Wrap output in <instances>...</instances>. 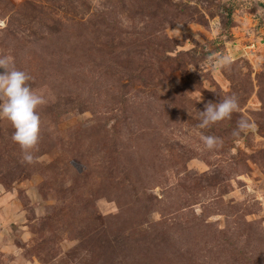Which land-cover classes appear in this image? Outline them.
<instances>
[{"label": "rangeland", "instance_id": "1", "mask_svg": "<svg viewBox=\"0 0 264 264\" xmlns=\"http://www.w3.org/2000/svg\"><path fill=\"white\" fill-rule=\"evenodd\" d=\"M4 55L47 102L31 164L0 119V264H264V0H0Z\"/></svg>", "mask_w": 264, "mask_h": 264}, {"label": "clouds", "instance_id": "2", "mask_svg": "<svg viewBox=\"0 0 264 264\" xmlns=\"http://www.w3.org/2000/svg\"><path fill=\"white\" fill-rule=\"evenodd\" d=\"M229 63L230 59L225 57L217 66L223 67ZM0 70V119L11 123L14 129L11 138L20 146L23 162L31 164L34 160L33 151L36 150L40 138L41 120L37 108L47 101L42 93L27 84L31 79L30 75L16 68L13 57L0 56ZM200 100L201 95L197 101ZM238 108L239 102L235 94L218 103L208 102L200 112L198 127L207 128L216 122L230 119ZM253 127L247 119L242 118L237 122L234 135ZM201 139L208 150L219 148L223 143L219 137L212 135L202 136Z\"/></svg>", "mask_w": 264, "mask_h": 264}]
</instances>
